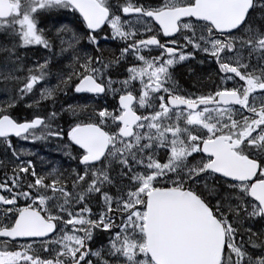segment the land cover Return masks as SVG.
I'll return each mask as SVG.
<instances>
[{
  "label": "snow or ice",
  "instance_id": "1",
  "mask_svg": "<svg viewBox=\"0 0 264 264\" xmlns=\"http://www.w3.org/2000/svg\"><path fill=\"white\" fill-rule=\"evenodd\" d=\"M102 25L119 55H103ZM0 32V142L63 140L67 117L74 163L0 162V264H264V0H0ZM29 46L49 56L26 66ZM197 54L218 68L207 94L173 79ZM53 57L71 71L49 84ZM37 87L26 107L51 110L13 117ZM68 90L117 103L57 111Z\"/></svg>",
  "mask_w": 264,
  "mask_h": 264
},
{
  "label": "rangeland",
  "instance_id": "2",
  "mask_svg": "<svg viewBox=\"0 0 264 264\" xmlns=\"http://www.w3.org/2000/svg\"><path fill=\"white\" fill-rule=\"evenodd\" d=\"M68 19H71V17H68ZM49 22V26H50ZM82 27V25H81ZM105 31L100 32V37H101V49L104 50L103 55L107 58H110L113 54L115 55H119V51L118 49L120 47H123V43L120 42L119 40H113L111 39V31L108 28V26L106 28H104ZM105 37H107V39H104ZM11 37L9 36V34L7 32H0V47L3 46H9L11 44ZM109 42L112 43H116L119 45V48L109 44ZM18 54L21 55L22 57H24L23 59V64L24 65H30L33 62L39 60L42 57H46L49 56V52L45 49L42 48V46H29L27 48H21L18 49ZM153 55H156L158 53L153 52ZM0 59H2V57H0ZM132 58L129 57V60H131ZM188 65V67H184ZM127 66V65H126ZM55 66L52 62L51 70H54ZM175 68H180V70L182 71V68H184V70H189L192 68L191 63H189V61L184 62L183 65H177ZM191 75L193 76L192 81H194V83L196 84V87H204L206 86L205 80L203 77L206 75V73H204L202 70H198V72H194L191 71ZM176 72L174 71L173 73V79L176 81V77H175ZM113 78L115 79H123L122 76L117 77L114 76ZM50 81H53L54 83H49ZM49 84H55L56 83V78L51 79L48 81ZM178 84V83H177ZM44 86L43 84H41V87ZM179 89H183L182 85H179ZM139 87L138 82H137V88ZM136 95H138V93H135ZM200 95V94H198ZM79 95H76L74 93H72L70 90L67 91L66 94L61 93L60 94V98L57 101V108L56 110L59 111V107L61 104H83V103H88L90 105H96V104H100V105H106L109 110H111L113 108V106L117 103V101H114L112 99L111 96L105 98V99H98V98H92V99H87L84 98L82 99L81 97L79 98ZM5 93L3 91V85L0 84V101H3L5 99ZM39 98V87H37L35 89V93H29L24 99V106L26 107V105L31 104L34 100ZM29 111V116L32 115V113L34 111H39L41 113L44 112L45 109L47 110H51L49 104L45 101H41L39 105H36L34 108H28L26 107ZM14 109V108H13ZM12 109V110H13ZM11 110V112H12ZM65 122V124H62L61 120H58L56 123L65 130V136L63 138V140L59 139V138H49L47 140H36V141H31V140H24L22 138H17V139H13L11 138V144H12V149L7 148L2 142H0V162H5L7 164V169H11L13 163H19L20 161H27L30 160L29 158L34 157V159L39 160L41 159V161L44 160V152H50L51 154H56V156H54V162L52 163L51 159L48 162H43V166L44 169L42 170L43 173H48L51 171V169L53 167H56L57 169L60 170V167H74V163L64 154L65 151H67L68 149L66 148V130L68 127L67 123V117H65V119L63 120ZM55 126V125H54ZM42 146V147H40ZM42 148L44 150H42ZM74 148V146H73ZM16 150L18 156H19V160H14L12 157V150ZM46 150V151H45ZM73 154H75L73 152ZM164 152L162 151L160 153L161 157H164ZM2 164H0V181H3L5 178V172L7 170ZM36 170V169H35ZM61 171V170H60ZM64 171V170H62ZM41 172V173H42ZM10 174V173H9ZM116 189L113 188L110 190V194L112 192H115ZM247 227V225H246ZM264 227V225L261 224H255L253 225V230H257L258 228ZM3 240L0 239V246H2L3 244ZM24 241H18L17 243H23ZM103 243L107 242L106 237L104 238V240L102 241ZM91 247H99L100 244L96 243V244H90ZM42 258H48L45 254L41 253Z\"/></svg>",
  "mask_w": 264,
  "mask_h": 264
},
{
  "label": "flooded vegetation",
  "instance_id": "3",
  "mask_svg": "<svg viewBox=\"0 0 264 264\" xmlns=\"http://www.w3.org/2000/svg\"><path fill=\"white\" fill-rule=\"evenodd\" d=\"M162 42H164V40H162ZM109 44H112L119 48V45L116 43L109 42ZM201 60H203V63H200ZM189 63H191L192 65L191 71L198 72V70H202L204 73H206V75L203 77L204 79H206V86L197 88L194 81H192L193 76L191 75V71L184 70V68H182L181 71L180 68H175V77L177 78L176 82L179 85L183 86L182 91L195 95L207 94L210 91H215L216 84L220 82V76L215 62L209 60L206 56L197 54L196 59L190 60ZM184 67H188V65Z\"/></svg>",
  "mask_w": 264,
  "mask_h": 264
},
{
  "label": "trees",
  "instance_id": "4",
  "mask_svg": "<svg viewBox=\"0 0 264 264\" xmlns=\"http://www.w3.org/2000/svg\"><path fill=\"white\" fill-rule=\"evenodd\" d=\"M83 51H87L89 53H92L93 49L88 47V48H84ZM53 64H54L55 68H54V70H51L53 75L50 77L49 80L56 78L54 74L57 70L62 69V68H66V66L68 64V60L63 58V57H53ZM66 70L71 71V68H66ZM49 83H54V82L50 81ZM11 114L13 115V117H20V118H24V117L29 116V111L24 106L23 100L17 103L16 107L12 110ZM63 120H61L62 124H65V122ZM40 147H42V146H40ZM42 150H44V149L42 148ZM44 155H45V157H44L43 161H41V159L36 160V159H34V157L29 158L32 161V163H33L38 174L41 173L42 170L44 169V166L42 165L43 162H48L51 159V161L53 163L54 162L53 157L56 156V154H53V153L51 154L50 152H44ZM66 169H71V168L70 167H62V166L60 167L61 171L66 170ZM65 174H67V173H65Z\"/></svg>",
  "mask_w": 264,
  "mask_h": 264
},
{
  "label": "water",
  "instance_id": "5",
  "mask_svg": "<svg viewBox=\"0 0 264 264\" xmlns=\"http://www.w3.org/2000/svg\"><path fill=\"white\" fill-rule=\"evenodd\" d=\"M106 25H102V28H104ZM11 138H17V137H11ZM75 147V146H74ZM51 235V234H50ZM0 239H3V238H0ZM18 241H21V240H18Z\"/></svg>",
  "mask_w": 264,
  "mask_h": 264
}]
</instances>
